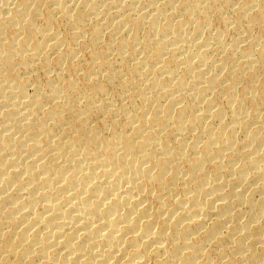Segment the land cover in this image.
<instances>
[{
    "label": "bare ground",
    "instance_id": "1",
    "mask_svg": "<svg viewBox=\"0 0 264 264\" xmlns=\"http://www.w3.org/2000/svg\"><path fill=\"white\" fill-rule=\"evenodd\" d=\"M0 264H264V0H0Z\"/></svg>",
    "mask_w": 264,
    "mask_h": 264
}]
</instances>
